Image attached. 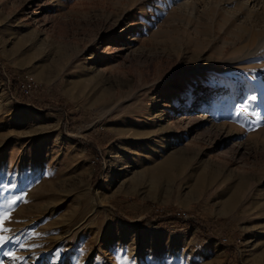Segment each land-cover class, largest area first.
I'll list each match as a JSON object with an SVG mask.
<instances>
[{
	"label": "rangeland",
	"instance_id": "1",
	"mask_svg": "<svg viewBox=\"0 0 264 264\" xmlns=\"http://www.w3.org/2000/svg\"><path fill=\"white\" fill-rule=\"evenodd\" d=\"M241 105L264 117V0H0V172L26 201L0 262L264 264Z\"/></svg>",
	"mask_w": 264,
	"mask_h": 264
},
{
	"label": "snow or ice",
	"instance_id": "2",
	"mask_svg": "<svg viewBox=\"0 0 264 264\" xmlns=\"http://www.w3.org/2000/svg\"><path fill=\"white\" fill-rule=\"evenodd\" d=\"M250 99L252 101H256V96H251ZM235 115L237 117H245L248 116H255V121H250V124L253 127H256L261 121V119H264V117H261L258 113L255 112H249L248 108L246 106L241 105L238 110L236 111ZM16 186L15 185H9L7 183H0V197H3V203H0V209H3V211H0V250L4 249L7 244L10 242L14 243L15 241L6 235L4 233H8L11 231L9 228L5 227V222L11 220V213L13 210V206L17 204L18 201L26 202L24 200L23 196L16 195L9 197L7 194L10 193L11 190H13ZM32 235H35L34 233ZM124 252L123 257V264H130V262L127 260V255L130 250H128L126 247L125 249H120L117 252H114V256L116 259H121V256L119 255V252ZM6 257H10L13 260H19L20 257H18L15 253L12 252H4L3 253ZM60 252L57 251L55 253V258L59 260L60 258ZM84 255L83 248L81 247L78 250V255L73 257V260L75 264H80V258ZM40 258L37 257V260ZM2 264V262H0Z\"/></svg>",
	"mask_w": 264,
	"mask_h": 264
},
{
	"label": "trees",
	"instance_id": "3",
	"mask_svg": "<svg viewBox=\"0 0 264 264\" xmlns=\"http://www.w3.org/2000/svg\"><path fill=\"white\" fill-rule=\"evenodd\" d=\"M64 1H65L67 4H72V3L74 2V0H64ZM13 83H14V85H13V87H14L13 91H14V92H16V90H17V92L20 91L22 94L25 93V94L28 95V93L25 92V91L23 90L24 88H22V87H23V86H22V83H19V81H18L17 79L14 80ZM20 84H21V85H20ZM16 85H17L18 87H17ZM17 92H16V93H17Z\"/></svg>",
	"mask_w": 264,
	"mask_h": 264
},
{
	"label": "built area",
	"instance_id": "4",
	"mask_svg": "<svg viewBox=\"0 0 264 264\" xmlns=\"http://www.w3.org/2000/svg\"><path fill=\"white\" fill-rule=\"evenodd\" d=\"M22 86H23V88L25 89L24 91H25V92H27V93H29V91H28L27 87H26V86H24L23 84H22Z\"/></svg>",
	"mask_w": 264,
	"mask_h": 264
},
{
	"label": "crops",
	"instance_id": "5",
	"mask_svg": "<svg viewBox=\"0 0 264 264\" xmlns=\"http://www.w3.org/2000/svg\"><path fill=\"white\" fill-rule=\"evenodd\" d=\"M0 175H1V172H0ZM1 177L3 178V180H2V182L0 180V183H4L5 182V178L2 175H1ZM0 199H1V197H0Z\"/></svg>",
	"mask_w": 264,
	"mask_h": 264
}]
</instances>
